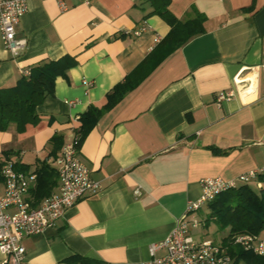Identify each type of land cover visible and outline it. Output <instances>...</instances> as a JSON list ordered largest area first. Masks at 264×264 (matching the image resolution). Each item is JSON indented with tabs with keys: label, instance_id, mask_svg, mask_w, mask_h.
Segmentation results:
<instances>
[{
	"label": "crops",
	"instance_id": "crops-1",
	"mask_svg": "<svg viewBox=\"0 0 264 264\" xmlns=\"http://www.w3.org/2000/svg\"><path fill=\"white\" fill-rule=\"evenodd\" d=\"M64 2L60 8L56 0L27 1L15 26L26 45L16 56L0 32V88L43 61L64 55L76 61L37 105L36 125L0 131V160L9 150L29 170L48 154L53 134L62 145L69 141L87 107L102 106L112 86L169 31L141 0ZM191 6L205 16L204 32L100 117L78 148L99 189L68 207L53 227L23 238L21 264H139L149 258L150 243L168 236L186 202L200 196L202 178L233 180L264 167V0H169L168 9L185 20ZM253 73V92H237ZM236 76L243 81L237 86ZM230 89L235 94L217 104L215 94ZM258 236L264 239V231Z\"/></svg>",
	"mask_w": 264,
	"mask_h": 264
},
{
	"label": "built area",
	"instance_id": "built-area-1",
	"mask_svg": "<svg viewBox=\"0 0 264 264\" xmlns=\"http://www.w3.org/2000/svg\"><path fill=\"white\" fill-rule=\"evenodd\" d=\"M28 0H0V32L4 47L13 56L26 45L25 38L15 37V26L27 10ZM60 8H65L64 0H56ZM145 26L132 32L139 35ZM24 75L29 73L25 70ZM86 85L89 82L83 80ZM235 85L242 84L241 78H234ZM251 81L241 85V90H247ZM250 91L248 93H252ZM235 94L233 89L219 91L215 94V102ZM79 119V118H78ZM71 138L65 142L57 155L49 164L57 174V184L52 192L44 197L36 206L31 205L29 191L35 186L37 174L34 170L21 171L15 169L12 158L0 160V175L3 190L0 193V252L4 255V264H21L25 254L23 238L40 234L55 225L65 210L91 191L99 189V183L92 178L90 170L78 155L79 136L75 128L71 129ZM264 173V167L259 171L250 170L239 174L233 180H223L219 177H206L200 180L201 194L195 200H188L181 216L175 221L168 236L161 242H152L148 246L149 258L139 264H233V259L227 253L221 242L209 238L194 239L190 234L192 228L201 225L196 211L212 200L220 192L235 187L239 183L253 184L260 188L262 183L257 175ZM135 195L140 194L139 188H134ZM233 244L264 256V239L256 234L241 233L232 238ZM164 249L162 255H156L158 249Z\"/></svg>",
	"mask_w": 264,
	"mask_h": 264
},
{
	"label": "trees",
	"instance_id": "trees-1",
	"mask_svg": "<svg viewBox=\"0 0 264 264\" xmlns=\"http://www.w3.org/2000/svg\"><path fill=\"white\" fill-rule=\"evenodd\" d=\"M140 3H147L151 7L147 15H159L169 25V31L139 64L112 86L102 106L89 105L79 116L80 124L76 129L79 136L78 146L100 117L137 87L165 57L192 37L204 32L205 16L193 6L190 8L193 15L181 20L169 11V0H141ZM75 63V59L69 55L56 60H46L32 66L29 73L22 74L14 85L0 88V131H5L10 124H14L16 132L22 133L28 125H36L39 121L37 105L47 95L53 93L56 76H65L67 70ZM49 143L51 148L48 154L32 169L37 174L36 184L29 191L32 206L38 205L57 184V174L47 160L57 155L63 143L62 136L53 134ZM211 149L213 152H219L214 147ZM9 153V150H3L6 158ZM15 169L26 172L29 170V165L15 162ZM257 179L262 183L260 188H256L253 184L239 183L235 187L220 192L205 204L208 209L205 225L209 226L211 222H214L218 229L226 230V235L220 242L226 247L227 253L233 259V264H264L263 255L245 250L232 242L236 234L258 235L264 231V173L258 174ZM2 180L0 175V184Z\"/></svg>",
	"mask_w": 264,
	"mask_h": 264
},
{
	"label": "rangeland",
	"instance_id": "rangeland-1",
	"mask_svg": "<svg viewBox=\"0 0 264 264\" xmlns=\"http://www.w3.org/2000/svg\"><path fill=\"white\" fill-rule=\"evenodd\" d=\"M202 209L204 210L202 215L199 216V219L201 220V225L197 228H192L190 230V234L194 237V239H205L209 238L215 242H220L222 237L226 235L225 229H218L214 222H211L209 226L205 225V216L207 215L208 209L206 206H202ZM201 232H205L204 236L201 237Z\"/></svg>",
	"mask_w": 264,
	"mask_h": 264
},
{
	"label": "bare ground",
	"instance_id": "bare-ground-1",
	"mask_svg": "<svg viewBox=\"0 0 264 264\" xmlns=\"http://www.w3.org/2000/svg\"><path fill=\"white\" fill-rule=\"evenodd\" d=\"M255 73H253V74H250V75H248V79L251 81V84H255ZM252 89V87H250L249 89H247L246 91H250Z\"/></svg>",
	"mask_w": 264,
	"mask_h": 264
}]
</instances>
